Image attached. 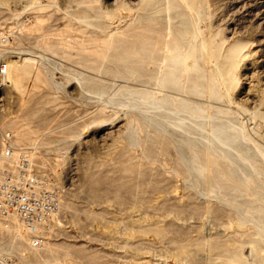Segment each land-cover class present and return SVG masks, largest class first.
<instances>
[{
  "label": "rangeland",
  "instance_id": "1",
  "mask_svg": "<svg viewBox=\"0 0 264 264\" xmlns=\"http://www.w3.org/2000/svg\"><path fill=\"white\" fill-rule=\"evenodd\" d=\"M152 1L0 0V39L9 40L4 46L9 53L0 46V61L10 64L0 100V151L7 144L30 148L38 166L61 185L62 195L59 218L39 248L31 246L30 238L13 240L7 231L12 218L0 216V253L13 254L19 264H226L238 247L254 246V235L264 246V105L247 95L255 94L247 90L248 83L258 77L257 54L250 50L264 46V27L248 14L247 0H211V12L198 4L202 13L183 0H175L180 10L160 0L157 8L164 15L145 19L141 12ZM234 40L247 44L235 45L242 55L226 66L230 55L224 50ZM218 45L223 54L212 51ZM18 50L25 51L21 59L12 53ZM134 100L179 106L185 115L189 109L202 117L195 121L200 125L188 122L205 140L213 138L216 123H225L236 136L223 153H218L220 144L214 152L186 145L193 149V165L198 163L187 169L175 135L147 126L137 115L141 111L132 107Z\"/></svg>",
  "mask_w": 264,
  "mask_h": 264
},
{
  "label": "bare ground",
  "instance_id": "2",
  "mask_svg": "<svg viewBox=\"0 0 264 264\" xmlns=\"http://www.w3.org/2000/svg\"><path fill=\"white\" fill-rule=\"evenodd\" d=\"M116 1V0H115ZM142 1V0H141ZM144 1V0H143ZM211 0H183V2L187 5H194V9H196V10H198V12H201V10L200 9H198V8H196L197 6H198V4H200V5H202V6H209L210 7V4H211V2H210ZM242 1H244V0H233V2H237V3H241ZM246 1V0H245ZM31 2V1H30ZM160 2V0H153L151 3H150V5H148V6H146V7H143V12H141L142 13V16L143 17H145V19L146 18H149V19H156V18H160V16H161V14H163L164 15V13H161L160 12V10H161V6L159 5L158 6V8H157V5H158V3ZM167 2V1H166ZM165 2V3H166ZM216 2V1H215ZM214 2V3H215ZM223 2V1H222ZM232 2V1H231ZM230 2V3H231ZM136 3V2H135ZM244 3V5L246 4L245 2H243ZM247 3L250 5V11L248 12V14L249 15H253L257 20H258V22H257V24H258V27H264V0H247ZM217 4V3H216ZM215 4V5H216ZM135 5V4H134ZM170 5H171V7H173V8H175V10H177V9H179L180 10V6L179 5H177L176 4V2H175V0L172 2V3H170V1L168 0V7H170ZM220 5V4H219ZM230 5H232V4H230ZM237 5V4H236ZM85 6V5H84ZM139 6V5H138ZM137 6V7H138ZM189 7V6H188ZM187 7V8H188ZM214 6H212V8H213ZM219 7V6H218ZM88 8V7H87ZM136 8V7H135ZM217 8V7H216ZM216 8H215V10H216ZM116 9V8H115ZM120 9V8H119ZM124 9V8H123ZM141 9V8H140ZM153 9V10H152ZM155 9V10H154ZM219 9V8H218ZM131 10H133V9H131ZM137 10V9H136ZM190 10H191V8H190ZM200 10V11H199ZM209 10H210V12H211V7L209 8ZM213 10V9H212ZM214 10V11H215ZM116 11V10H115ZM124 11V10H123ZM134 11V10H133ZM247 11V10H246ZM255 11V12H254ZM117 12V11H116ZM121 12V11H120ZM120 12H118V13H120ZM125 12H127L128 13V10L126 11L125 10ZM140 12V11H139ZM188 12V11H187ZM191 12V11H190ZM254 12V13H253ZM124 13V12H123ZM122 13V14H123ZM131 13H134V12H131ZM130 13V14H131ZM192 13V12H191ZM202 13V12H201ZM94 14V13H93ZM176 14V13H175ZM210 14V13H209ZM244 14V13H243ZM84 15V14H83ZM112 15V14H111ZM111 15H109V16H111ZM116 15V14H115ZM177 15V14H176ZM180 15V14H179ZM85 16V15H84ZM113 17H114V15H112ZM111 16V18H113ZM126 16V15H125ZM136 16V15H135ZM211 16V15H210ZM244 16V15H243ZM89 17V16H88ZM95 17V16H94ZM116 17V16H115ZM114 17V20L116 19ZM118 17V16H117ZM30 18V17H29ZM131 18H132V15H131ZM130 18V19H131ZM133 18H134V14H133ZM178 18V17H177ZM248 18V17H247ZM28 19V18H27ZM84 19V18H83ZM95 19V18H94ZM94 19H92V20H94ZM96 19H97V17H96ZM103 19V18H102ZM144 19V20H145ZM80 20V19H79ZM88 20H90V18H88ZM113 20V19H112ZM125 20V19H124ZM210 20V19H209ZM255 20V19H254ZM27 21V20H26ZM32 21V20H31ZM30 21V22H31ZM96 21V20H95ZM126 21H128L127 19H126ZM121 22V21H120ZM120 22H118V23H120ZM125 21H123V23H124ZM168 22V21H167ZM204 22V21H203ZM107 23V22H106ZM116 23V22H115ZM166 23V22H165ZM208 23V22H207ZM216 23V22H215ZM111 24V23H110ZM171 24V23H170ZM106 25H109V22L106 24ZM128 25V24H127ZM202 25V24H201ZM205 25V24H204ZM210 25V24H209ZM110 26V25H109ZM117 26V25H116ZM115 26V27H116ZM119 26V25H118ZM117 26V27H118ZM142 26H144V25H142ZM193 26V25H192ZM206 26V25H205ZM211 26V25H210ZM209 26V27H210ZM190 27V26H189ZM211 28H212V26H211ZM11 29V28H10ZM117 29V28H116ZM167 29V28H166ZM108 30V29H107ZM113 30V29H112ZM192 30V29H191ZM110 31V30H109ZM127 31V30H126ZM210 31H212V29L211 30H209V32L208 33H210ZM113 32V31H112ZM199 32V31H198ZM239 32V31H238ZM246 32V31H245ZM3 33V32H2ZM168 33V32H167ZM211 33H213V32H211ZM111 34V33H110ZM121 34V33H120ZM203 34V33H202ZM198 35V34H197ZM110 36V35H109ZM188 36V35H187ZM118 37H119V34H118ZM230 37V36H229ZM192 38V37H191ZM195 38V37H194ZM210 38V37H209ZM239 38V37H238ZM258 38V37H257ZM197 39V38H196ZM218 39V38H217ZM231 39V38H230ZM240 39V38H239ZM245 39V38H244ZM243 39V40H244ZM220 40V39H219ZM242 40V39H241ZM241 40H234L233 41V43H231L229 46H227V48H225V50H224V48L222 47V46H220V45H218V46H216V47H213L214 48V50H212V51H214V52H216V53H221L222 52V54H223V52L225 51V54L227 55H230V57H229V59L228 60H225L226 62L224 63V65H226V66H231V65H233L235 62H236V60H238V59H240V57H241V51H240V48L238 47H235V45L238 43V42H243L244 43V41H241ZM249 40V39H248ZM261 40V39H260ZM259 40V41H260ZM199 41V40H198ZM209 41H210V39H209ZM257 41V40H256ZM255 41V42H256ZM137 42V41H136ZM223 42V41H222ZM258 42V41H257ZM261 42H264V38L261 40ZM15 43V42H14ZM117 44V43H116ZM201 44H202V40H201ZM222 44V43H221ZM244 44H247L246 43V41H245V43ZM213 45V44H212ZM113 46V45H112ZM197 46V45H196ZM249 46V45H248ZM253 46H255V45H253ZM12 47V46H11ZM20 47V46H19ZM252 47V46H251ZM21 48H22V46H21ZM24 48V47H23ZM202 48V47H201ZM209 48V47H208ZM192 50V49H191ZM224 50V51H223ZM248 50H249V48H248ZM0 51H3V50H0ZM240 51V52H239ZM250 51H252L253 52V54H257V58H256V64H257V74H258V77H254V78H257L256 79V81H254L253 82V80L251 81V82H249L248 83V91H250V90H253L254 92H255V94H252V93H250V94H248L247 93V95H248V98H249V100H252L253 102L254 101H258L259 103H258V105H260V103L261 102H263V105H264V46L263 45H257V46H255V47H253V49L252 50H250ZM249 51V52H250ZM5 53L6 52H8L9 53V50H5L4 51ZM13 54H15V57L16 58H23L22 57V55H24L25 54V51H23V50H18V51H13L12 52ZM26 53H27V51H26ZM108 53V52H107ZM136 53V52H135ZM28 54V53H27ZM138 54H139V52H138ZM99 55L101 56L102 54H100L99 53ZM196 55V54H195ZM198 55V54H197ZM207 55H208V53H207ZM249 55V54H248ZM251 55V54H250ZM11 56V55H10ZM41 56V55H40ZM99 56V57H100ZM132 56V55H131ZM200 56V55H199ZM256 56V55H255ZM43 57V56H42ZM134 57V56H133ZM150 57V56H149ZM198 57V56H197ZM209 57V56H208ZM249 56H247V58H248ZM252 57V56H251ZM20 58V59H21ZM102 58H103V56H102ZM106 58V57H105ZM135 58V57H134ZM139 58V57H138ZM137 58V59H138ZM219 58H220V55H219ZM198 59V58H197ZM252 59H254V57H252ZM2 60V59H1ZM102 60H104L105 61V59H102ZM141 59H139V61H140ZM148 60V59H147ZM150 60V59H149ZM148 60V61H149ZM159 60V59H158ZM200 60V59H199ZM210 60V59H209ZM208 60V61H209ZM129 61V60H128ZM139 61L137 62L136 60H134L133 62H137V63H139ZM157 61V60H156ZM27 62V61H26ZM103 62V61H102ZM141 62V61H140ZM146 62V61H145ZM122 63V62H121ZM142 63V62H141ZM22 64V63H21ZM28 64V66H29V63H27ZM132 64V63H131ZM215 64V63H214ZM117 65V64H116ZM120 66H121V64H119ZM126 65V64H125ZM134 65V64H133ZM132 65V67H134ZM140 65V64H139ZM147 65V64H146ZM150 65V64H149ZM155 65V64H154ZM213 65V64H212ZM122 66H124V65H122ZM127 66V65H126ZM130 66V65H129ZM140 66H143V65H140ZM139 66V67H140ZM151 66V65H150ZM208 66H210V65H208ZM207 66V67H208ZM236 66H237V64H236ZM9 67H10V64H9V62H8V69H9ZM114 67V66H113ZM118 67V66H117ZM128 67V66H127ZM127 67H125V70H127L126 68ZM136 67H137V64H136ZM200 67H203V66H200ZM206 67V68H207ZM147 68V67H146ZM171 68V67H170ZM205 68V67H204ZM203 68V69H204ZM205 68V69H206ZM212 68H215L214 66L212 67ZM19 69V68H18ZM26 69V68H25ZM159 69H161L160 67H159ZM158 69V70H159ZM124 70V69H123ZM157 70V69H156ZM115 71H117V70H115ZM121 71V70H120ZM151 71V70H150ZM179 70L178 69H176V72H178ZM208 71V70H207ZM214 71H215V69H214ZM236 71H238V69H236ZM157 72V71H156ZM172 72H175V70L173 71V69H172ZM175 72V73H176ZM181 72V71H180ZM150 72H148V74H149ZM152 73H153V71H152ZM166 73H168V72H166ZM175 73H174V75H175ZM183 73V72H182ZM131 74V73H130ZM134 75L133 76H135V73H133ZM177 75H179L178 73H176ZM197 74V73H196ZM129 75V74H128ZM132 75V74H131ZM182 75H184V73L182 74ZM187 75L189 76H191V72H190V74H189V72H188V74H186V77H187ZM192 75H193V73H192ZM234 75H235V73H234ZM236 75H237V73H236ZM173 76V75H172ZM231 76V75H230ZM229 76V77H230ZM245 76H247V75H245ZM251 76V75H250ZM137 77V76H136ZM139 77H141L140 76V73H139ZM138 77V78H139ZM143 77V76H142ZM141 77V78H142ZM195 76H192V78H194ZM200 77V76H199ZM217 77H219V75L217 76ZM221 77V76H220ZM21 78V77H20ZM144 78V77H143ZM177 78V77H176ZM188 78V80L193 84V82L195 81L196 82V80H193V82L190 80V78L189 77H187ZM201 78V77H200ZM179 79V78H178ZM186 79V78H185ZM184 79V81H186ZM204 78H203V76H202V78H201V80H203ZM219 79V78H218ZM144 80V79H143ZM147 80H149L148 78H147ZM153 80V79H152ZM205 80V79H204ZM209 80V79H208ZM245 80V79H244ZM199 81V80H198ZM206 81V80H205ZM204 81V82H205ZM249 81V80H248ZM247 81V82H248ZM11 82V81H10ZM14 82L15 83H17L15 80H14ZM135 82V81H134ZM151 82V81H150ZM173 82L174 83H176V81H174L173 80ZM177 82H179V81H177ZM182 82V81H181ZM224 82V81H223ZM14 83V84H15ZM163 83H165V82H162V84ZM168 83V82H167ZM190 83V84H191ZM202 83V82H201ZM150 84V83H149ZM156 84V83H155ZM155 84H153V86H155V88H156V85ZM169 84H171V82L169 83ZM169 84H168V86H169ZM173 84V83H172ZM188 84V82L186 83V85ZM191 84V85H192ZM195 84V85H194ZM193 85L194 86H197V84L196 83H194ZM206 84V83H205ZM223 84V83H222ZM17 85V84H16ZM148 85V84H147ZM150 85H152V84H150ZM159 85V84H158ZM167 84H165V86H166ZM182 85V84H181ZM192 85V86H193ZM202 85V84H201ZM149 86V85H148ZM152 86V87H153ZM164 86V85H163ZM174 86H176L177 87V85H174ZM178 86H180V85H178ZM204 86V85H203ZM206 86V85H205ZM212 86H214V85H212V84H210V88H212ZM133 87V86H132ZM158 87V86H157ZM183 87H184V84H183ZM186 87V86H185ZM207 87H209V86H207ZM206 87V88H207ZM149 88H151V86L149 87ZM160 88V87H159ZM171 88H173V85L171 86ZM181 88V87H180ZM189 88V87H188ZM196 88V87H195ZM194 88V89H195ZM198 88V87H197ZM196 88V89H197ZM206 88H204V89H206ZM216 88V87H215ZM214 87L212 88V89H215ZM142 89V88H141ZM174 89H176V88H174ZM178 89H179V87H178ZM199 89H201L200 87H199ZM204 89H203V87H202V91H204ZM207 89H209V88H207ZM217 89V88H216ZM215 89V90H216ZM139 90V89H138ZM151 90H152V88H151ZM180 90V89H179ZM184 90V89H183ZM215 90H213L212 91V94H213V92L214 93H216L215 92ZM224 90V89H223ZM142 91V90H141ZM145 91V90H144ZM188 91H190V90H188ZM207 91V90H206ZM149 92V91H148ZM153 92V90L151 91V93ZM199 92V91H198ZM219 92V91H218ZM253 92V93H254ZM200 93H202V92H200ZM205 93V92H204ZM208 93H209V90H208ZM223 93V92H222ZM160 94V93H159ZM158 94V95H159ZM175 94V93H174ZM180 94V93H179ZM207 94V93H206ZM217 94V93H216ZM220 94V93H219ZM140 95V94H139ZM149 95V94H148ZM152 95H153V93H152ZM155 95V94H154ZM156 95H157V93H156ZM157 95V96H158ZM162 95V94H161ZM165 95V94H164ZM177 95H178V93H177ZM185 95H187V94H185ZM203 95V94H202ZM221 95V94H220ZM224 95V94H223ZM135 96V95H134ZM150 96H151V94H150ZM178 96H180V95H178ZM210 96V95H209ZM228 96V95H227ZM176 97V96H175ZM195 97V96H194ZM247 97V96H246ZM159 98H160V96H159ZM162 98V97H161ZM182 98V97H181ZM184 98V97H183ZM247 98V99H248ZM136 99V98H135ZM138 99V98H137ZM141 99V98H140ZM143 99V98H142ZM145 99H147V98H145ZM156 99H158V98H155V100ZM169 99V98H168ZM175 99V98H174ZM179 98H177V100H178ZM185 99H187V98H185ZM188 99H190V98H188ZM195 99V98H194ZM228 99V98H227ZM150 100V99H149ZM153 100V99H152ZM166 100V99H165ZM172 100V99H171ZM225 100H226V97H225ZM147 101V100H146ZM161 101H164V100H161ZM194 101V100H193ZM198 101H200V100H197V101H195V102H198ZM205 101V100H204ZM153 102V101H152ZM177 102V101H176ZM182 102V101H181ZM180 102V103H181ZM222 102V101H221ZM178 103V102H177ZM182 103H184V102H182ZM257 103V102H256ZM171 104V103H170ZM179 104V103H178ZM197 104V103H196ZM198 104H199V102H198ZM203 105V102L201 101L200 102V105ZM215 104V103H214ZM199 105V106H200ZM219 105V104H218ZM257 104H255V106H256ZM262 105V104H261ZM260 105V106H261ZM177 106V105H176ZM185 106V105H184ZM188 106H189V104H188ZM132 107H134L135 109H137V110H140L141 111V113H139V114H137L138 116H140L143 120H144V122L145 121H147V122H145L146 124L147 123H149V124H151V125H154L156 128H158V129H160V130H165V131H161V132H166L167 130H169V131H171L175 136H174V138L177 140V143H179V146H180V151H181V154H180V152H177L178 154H179V156L182 158V160L185 162H183L184 164H186V167H187V169H188V166L191 168V169H193L192 168V166H195V164H198V163H195L194 165H193V163L194 162H196V161H194V158H193V156H192V154H190L189 152H191V153H193L192 151H193V149H191L190 148V150H188V148H187V146L189 147V146H191V144H193V145H195V146H197V147H201V148H205L206 150H208V152H214L216 149H217V147H216V145L218 144H220L221 145V148H218L217 150L219 151H217L218 153H223L224 151H228L227 150V147H229L230 145H231V141H232V139H233V137H235L236 135H235V133H233L232 131L230 132V130H229V128L227 127V125L225 124V123H216L215 124V126H214V128H213V138L210 140V141H208L207 139L205 140V138H204V136H203V133H198V132H195L196 130L195 129H193V127H191L190 125H191V123H190V125H189V122L188 121H190V122H192V121H194V124L196 123L195 121H196V118H202V117H195V115L193 116V115H191V113L189 112V109L187 110L188 111V115H185L186 113V110H181L180 108H179V106H178V108H174V107H172V105H168L167 103H155V104H149V103H146L145 101H143V100H134L133 101V103H132ZM187 108V107H186ZM260 109V108H259ZM195 110H196V108H195ZM183 111H185V112H183ZM193 111V110H192ZM209 111V110H208ZM210 112V111H209ZM208 112V113H209ZM213 112V111H212ZM185 113V114H184ZM216 113V112H215ZM260 114H261V112H260ZM212 115V114H211ZM262 116V115H261ZM137 116H135V118H136ZM194 117V118H193ZM208 117H209V115H208ZM260 117V116H259ZM138 118V117H137ZM141 118H138V119H140L141 121H142V119ZM205 118V116L203 117V119ZM194 119V120H193ZM206 119V118H205ZM227 119H229V118H227ZM262 119V118H261ZM201 120V119H200ZM233 120V119H232ZM209 121V120H208ZM207 121V123H209ZM227 121V120H226ZM229 121V120H228ZM143 122V121H142ZM216 122V121H215ZM224 122V121H223ZM140 123V122H139ZM198 124H199V122H197ZM196 123V124H197ZM201 125H203V123H206V122H202V120H201ZM135 124V123H134ZM146 124H144L145 126H146ZM210 124V123H209ZM141 125V124H140ZM144 125H142V126H144ZM200 125V124H199ZM205 125V124H204ZM200 126V127H205V126ZM144 126V127H145ZM147 126H148V124H147ZM150 126V125H149ZM118 127V126H117ZM133 127V126H132ZM131 127V128H132ZM137 127V126H136ZM136 127H134V128H136ZM141 127V126H140ZM144 127H142V128H144ZM151 127V126H150ZM197 127V126H196ZM142 128H140V129H142ZM156 128H154V129H152V130H155ZM206 128V127H205ZM205 128H203V129H205ZM146 128H144V129H142V132H143V130H145ZM150 130H149V132L150 131H152L151 130V128H149ZM197 129V128H196ZM209 129V128H208ZM207 129V130H208ZM133 130V129H132ZM134 130H138V129H134ZM201 130V129H200ZM199 130V131H200ZM210 130V129H209ZM233 130H235V129H233ZM236 130H238V129H236ZM242 130V129H241ZM141 131V130H140ZM158 131V130H157ZM134 132V131H133ZM132 132V136H134V133ZM160 132V133H161ZM206 132V131H205ZM137 133H138V131H137ZM152 133H156L157 134V132L156 131H152ZM162 133V134H163ZM168 133V132H167ZM170 133V132H169ZM169 133H168V136H169ZM241 133V132H240ZM150 134V133H149ZM155 134V135H156ZM196 134V135H195ZM208 134H209V131H208ZM148 135V134H147ZM147 135H146V137H147ZM151 135V134H150ZM235 135V136H234ZM242 135H243V132H242ZM157 136V135H156ZM159 136H161V134L159 135ZM172 136V135H171ZM170 136V137H171ZM239 136H240V134H239ZM150 137V136H149ZM153 136H151V138H152ZM158 137V136H157ZM211 137V136H210ZM242 137V136H241ZM246 137L247 136H245V138H243V139H245L246 141H248L247 139H246ZM132 138V137H131ZM148 138V137H147ZM146 138V139H147ZM162 138H164V134L162 135ZM207 138H209V137H207ZM248 138V137H247ZM133 139V138H132ZM139 138H137V140H138ZM149 139V138H148ZM147 139V140H148ZM159 139V138H158ZM169 139H172V137L171 138H169ZM154 140H156V139H154ZM160 140V139H159ZM162 141H164L163 139H161ZM235 140V139H234ZM133 141V143H134V139L132 140ZM149 141H150V139H149ZM161 141V142H162ZM173 141V140H172ZM172 141L170 142V143H172ZM240 141H242L241 140V138H240ZM154 142V141H153ZM166 142H167V140H166ZM175 142V141H174ZM235 142V141H234ZM156 143V142H155ZM154 143V144H155ZM159 143V142H158ZM163 143H165V142H163ZM169 143V144H170ZM177 143H176V145H177ZM233 143V142H232ZM161 144V143H160ZM166 144V143H165ZM240 144V143H239ZM187 145V146H186ZM219 145V146H220ZM235 146V145H234ZM178 147V146H177ZM237 147V146H236ZM235 147V148H236ZM162 148V147H161ZM179 148V147H178ZM237 149V148H236ZM235 149V150H236ZM246 149V148H245ZM178 150V151H179ZM192 150V151H191ZM203 150V149H202ZM248 150H249V148H248ZM229 151H230V149H229ZM237 151V150H236ZM244 151H247V150H243V152ZM256 151V150H255ZM161 152H162V150H161ZM233 152V151H232ZM238 152H241L240 151V149H239V151ZM199 153V152H198ZM204 153V152H203ZM231 153V152H230ZM247 153V152H246ZM228 154V153H227ZM233 154V153H232ZM245 154V153H244ZM261 155H262V153H260ZM220 155V154H219ZM221 155H225V154H221ZM236 155V154H235ZM245 155H248V154H245ZM244 155V156H245ZM259 155V154H258ZM196 156V155H195ZM205 156V155H204ZM203 157V156H202ZM225 157H227L226 155H225ZM229 157H232V156H229ZM239 157V156H238ZM247 157V156H246ZM263 157V156H262ZM222 158V157H221ZM248 158V157H247ZM196 159V158H195ZM226 159H228V157L226 158ZM226 159H225V161H226ZM199 159L197 158V161H198ZM230 160V159H229ZM224 161V162H225ZM245 161V160H244ZM223 162V163H224ZM206 163H210L209 162V158H207L206 159ZM230 163V162H229ZM225 164H226V162H225ZM224 164V165H225ZM188 165V166H187ZM232 165H233V163H232ZM199 166H201V165H199ZM216 166V165H215ZM247 166H248V164H247ZM218 167V166H217ZM224 167V166H223ZM243 167V166H242ZM219 168V167H218ZM235 168V167H234ZM166 169V168H165ZM191 169H189L188 171H191ZM207 169V168H206ZM220 169V168H219ZM194 170V169H193ZM203 170V171H202ZM202 170L200 171V172H202V174H203V172H204V169L202 168ZM213 170V169H212ZM213 171H215V170H213ZM212 171V172H213ZM199 172V173H200ZM245 172V171H244ZM250 172V171H249ZM191 173L192 172H190V175H191ZM199 173H196V175H199ZM205 173H206V171H205ZM204 173V174H205ZM203 174V175H204ZM219 174V173H218ZM228 174V173H227ZM242 174V173H241ZM176 175V174H175ZM201 175V174H200ZM203 175H202V177H203ZM220 175V174H219ZM251 175V174H250ZM253 175V174H252ZM154 176V175H153ZM218 176V175H217ZM222 176V175H221ZM220 176V177H221ZM230 177H231V175H229ZM201 177V178H202ZM205 177H206V174H205ZM216 177V176H215ZM222 177H224V176H222ZM229 177V178H230ZM256 177V176H255ZM211 178V177H210ZM219 179V176L218 177H216V179ZM251 178V177H250ZM233 180H234V178H232ZM236 179V178H235ZM246 179V178H245ZM254 179V178H253ZM207 180V179H206ZM210 180V179H209ZM222 179H220V182H222V183H224V182H226V180L223 182V181H221ZM230 180V179H229ZM243 180V179H242ZM210 182H211V184H208V186L209 185H211V186H209L208 188H210V187H213L212 186V181L210 180ZM209 182V183H210ZM219 182V181H218ZM227 182H229V181H227ZM236 182L237 181H235V182H233V183H235L236 184ZM247 182V181H246ZM232 183V181L230 182V185H234V184H231ZM249 183V182H248ZM148 184V183H147ZM238 185V187H239V184H240V186H241V184L242 183H240V182H238L237 183ZM243 185V184H242ZM244 186V185H243ZM249 186V185H248ZM58 187H59V189H61V185H58ZM245 187V186H244ZM244 187H239V188H241L242 190L244 189ZM234 189V188H233ZM232 189V190H233ZM235 189H236V187H235ZM240 189V190H241ZM247 189V188H246ZM211 190H212V188H211ZM63 191V190H62ZM236 191V190H235ZM61 192V191H60ZM147 192H148V190H147ZM149 193V192H148ZM117 194V193H116ZM61 197H62V195H61ZM169 198V197H168ZM167 198V199H168ZM171 198V197H170ZM159 200V199H158ZM161 200V199H160ZM134 202H136V200H134ZM179 202V201H178ZM160 205V204H159ZM166 206V205H165ZM263 207V206H262ZM240 210V209H239ZM257 210V209H256ZM137 211V210H136ZM251 212V213H253V211H251L250 209L248 210V212ZM255 211V210H254ZM138 212V211H137ZM175 214V213H174ZM244 215H245V213H244ZM252 216H254L253 214H252ZM259 216V215H258ZM133 217V216H132ZM263 217V216H262ZM12 218V221L10 222H8L9 224H8V233H10L11 234V236H13V240H15V241H17V242H19V243H21V242H23V239H29V237H28V235H25V233L23 232V231H25V230H23L24 228H23V226L20 224V222L18 221V219H16L15 217H11ZM159 219V218H158ZM264 219V218H263ZM136 219H134V221H135ZM160 220V219H159ZM132 221V220H131ZM138 221H140V220H138ZM155 221V220H154ZM156 222H157V220H156ZM255 222V221H254ZM134 223V222H133ZM155 223V222H154ZM153 223V224H154ZM262 223H264V222H262ZM261 223V224H262ZM152 224V225H153ZM156 224V223H155ZM159 225H161L160 223H159ZM159 225L158 224H156V226H158L159 227ZM256 224H254V226H255ZM154 226V225H153ZM262 225H259V226H257L256 225V228H259V227H261ZM144 229V228H143ZM261 229V228H260ZM240 230V229H239ZM142 230H139V232H141ZM257 231V230H256ZM258 231H259V229H258ZM143 232V231H142ZM164 232V231H163ZM250 232V231H249ZM260 232H262L261 230L259 231V233ZM159 234H161V233H159ZM165 234V233H164ZM255 234H256V232H255ZM235 235V234H234ZM250 236H249V239H250V237L253 235L252 233L251 234H249ZM165 236V235H164ZM264 236V235H263ZM216 237V236H215ZM217 237H219L218 235H217ZM208 239V238H207ZM162 240V239H161ZM231 240V239H230ZM229 240V241H230ZM253 241L254 242V246L252 247V248H249V250L245 247V246H241V247H238V249H235L236 251H234V253H232V254H230V255H232L231 257H230V259H229V261L228 262H226V264H235V263H233L234 261H240V263L241 264H264V253L261 251V249H262V246H263V242H262V239L261 238H259L258 236H252L251 237V239H250V241ZM144 241V240H143ZM187 241V240H186ZM204 241V240H203ZM200 242V241H199ZM234 243H235V241H233ZM228 243V242H227ZM236 244H238V243H236ZM187 245H189V243L187 244ZM212 245V244H211ZM222 245V244H221ZM233 245H235V244H233ZM239 245V244H238ZM236 246V245H235ZM182 247V246H181ZM202 247V246H201ZM237 247V246H236ZM264 247V246H263ZM186 249H188V248H186ZM51 250V249H50ZM189 250V249H188ZM215 250V249H214ZM167 251V250H166ZM178 251H180V250H178ZM185 252H186V254L188 253L186 250H184ZM216 251V250H215ZM264 251V250H263ZM214 252V251H213ZM217 252V251H216ZM247 252V253H246ZM251 252L253 253V258L251 259V260H248L249 259V257H248V259H247V257H246V254H248L249 253V255L248 256H250V254H251ZM183 253V252H182ZM193 253V252H192ZM219 253V252H218ZM181 254V253H180ZM180 254H179V256H180ZM225 254V253H224ZM177 256H178V253H177ZM222 256V255H221ZM223 256H225V255H223ZM251 256H252V254H251ZM198 257V256H197ZM225 257H227V256H225ZM216 258V257H215ZM214 258V259H215ZM216 260V259H215Z\"/></svg>",
  "mask_w": 264,
  "mask_h": 264
},
{
  "label": "built area",
  "instance_id": "3",
  "mask_svg": "<svg viewBox=\"0 0 264 264\" xmlns=\"http://www.w3.org/2000/svg\"><path fill=\"white\" fill-rule=\"evenodd\" d=\"M8 37L0 39L3 50ZM5 46V47H4ZM8 62L0 61V100L7 83ZM11 132L6 134L11 139ZM62 210V197L54 178L38 166L30 148L7 144L0 151V216L15 217L30 238L41 247L52 234ZM0 264H19L11 253H0Z\"/></svg>",
  "mask_w": 264,
  "mask_h": 264
}]
</instances>
